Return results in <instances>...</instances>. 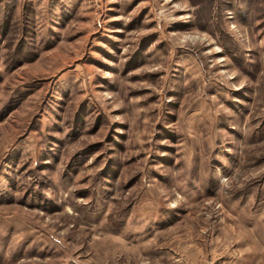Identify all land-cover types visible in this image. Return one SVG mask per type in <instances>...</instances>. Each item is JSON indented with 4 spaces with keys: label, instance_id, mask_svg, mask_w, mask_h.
<instances>
[{
    "label": "rangeland",
    "instance_id": "374dc122",
    "mask_svg": "<svg viewBox=\"0 0 264 264\" xmlns=\"http://www.w3.org/2000/svg\"><path fill=\"white\" fill-rule=\"evenodd\" d=\"M0 264H264V0H0Z\"/></svg>",
    "mask_w": 264,
    "mask_h": 264
}]
</instances>
